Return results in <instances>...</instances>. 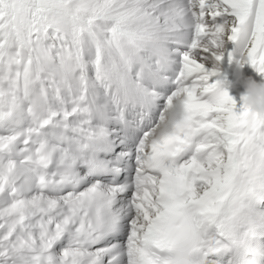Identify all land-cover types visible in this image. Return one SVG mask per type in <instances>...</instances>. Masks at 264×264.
<instances>
[{
  "label": "snow or ice",
  "instance_id": "1",
  "mask_svg": "<svg viewBox=\"0 0 264 264\" xmlns=\"http://www.w3.org/2000/svg\"><path fill=\"white\" fill-rule=\"evenodd\" d=\"M225 57L264 74V0H0V264H264Z\"/></svg>",
  "mask_w": 264,
  "mask_h": 264
},
{
  "label": "clouds",
  "instance_id": "2",
  "mask_svg": "<svg viewBox=\"0 0 264 264\" xmlns=\"http://www.w3.org/2000/svg\"><path fill=\"white\" fill-rule=\"evenodd\" d=\"M243 64L237 63V68L235 71V79L228 80L222 78L218 86V92H228L230 89L242 86L243 92L241 97L243 104L253 113L258 114L261 117H264V80H256L251 76H247L243 71ZM215 70L218 75L223 71L221 64L217 62L215 65ZM177 104L180 106L181 111L180 115L187 118V113L183 111L182 107V98H178Z\"/></svg>",
  "mask_w": 264,
  "mask_h": 264
},
{
  "label": "bare ground",
  "instance_id": "3",
  "mask_svg": "<svg viewBox=\"0 0 264 264\" xmlns=\"http://www.w3.org/2000/svg\"><path fill=\"white\" fill-rule=\"evenodd\" d=\"M226 58H224L223 61H225ZM222 61V62H223ZM237 68V67H236ZM236 71V70H235ZM243 71L244 73L247 75V76H251L253 78H255L256 80H264V74H261L259 73L252 65L250 64H246L243 66ZM235 79V77H234ZM233 79V80H234ZM243 92V87L242 86H237V87H234L232 89H230L229 91V94L231 96H233L236 101H237V104L238 106L242 105L243 104V100H242V97H241V93Z\"/></svg>",
  "mask_w": 264,
  "mask_h": 264
},
{
  "label": "rangeland",
  "instance_id": "4",
  "mask_svg": "<svg viewBox=\"0 0 264 264\" xmlns=\"http://www.w3.org/2000/svg\"><path fill=\"white\" fill-rule=\"evenodd\" d=\"M231 45H229V47H230ZM236 62H235V65H234V67L236 66ZM223 78H225V77H223ZM227 79V78H226ZM216 79L214 78V77H212V81L214 82Z\"/></svg>",
  "mask_w": 264,
  "mask_h": 264
}]
</instances>
